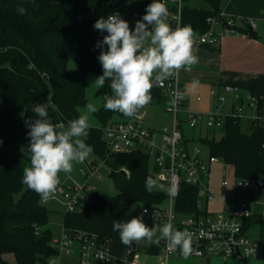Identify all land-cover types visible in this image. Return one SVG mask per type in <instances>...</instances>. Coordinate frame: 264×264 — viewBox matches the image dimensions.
<instances>
[{"label": "trees", "instance_id": "1", "mask_svg": "<svg viewBox=\"0 0 264 264\" xmlns=\"http://www.w3.org/2000/svg\"><path fill=\"white\" fill-rule=\"evenodd\" d=\"M203 1L206 6L186 4L182 26L193 32L205 31L208 19L220 13L225 0ZM151 2L143 0L141 5L146 9ZM21 6L26 9L24 15L17 12ZM119 10L120 0H0V264H11L5 258L9 252L18 264H34L39 255L60 253L51 245L47 227L52 208L22 183L23 169L30 165L25 120L35 118L31 106L46 102L48 96L53 123L66 124L78 117L88 102L89 74H103L98 60L101 49L95 45L107 33L95 30L94 23ZM251 92L264 95L262 90ZM105 94H111L107 82L96 91V96L103 98ZM116 114L121 113L107 111L103 105L95 113L102 125L90 127L86 143L93 147L96 158L106 154L103 127ZM222 132L220 139L202 140L209 154L230 164L237 178L264 176V130L252 122L228 117ZM110 166L109 176L117 192L93 191L86 208L65 212L63 226L70 232L87 231L111 241L116 203L152 205L165 200L164 191L147 187L150 160L142 151L120 153ZM197 199V187L182 182L176 210L181 214L205 213L199 211ZM144 251L158 248L151 244Z\"/></svg>", "mask_w": 264, "mask_h": 264}, {"label": "built area", "instance_id": "2", "mask_svg": "<svg viewBox=\"0 0 264 264\" xmlns=\"http://www.w3.org/2000/svg\"><path fill=\"white\" fill-rule=\"evenodd\" d=\"M189 1L164 0L169 9L167 18L170 19L172 28L182 26V12ZM245 22L250 27L256 25L254 19H247ZM231 34H241L237 19L221 10L218 15L208 19V27L205 31L193 32V39L197 45L214 47L220 45L224 36ZM178 73L179 71L166 81L154 83L151 90L152 100L149 104L162 107L171 116L168 124L161 128L146 125V106L140 109L134 118L124 116L121 119H111L103 127V139L107 145L105 156L87 159L84 166L79 169L83 181L70 179L68 183H60L55 194L47 201L42 200V203L55 201L63 205L66 212L83 210L90 203L91 192L98 190L93 181L101 180L106 174L111 173L110 163L115 157L120 153L142 151L150 160L147 187L150 180L154 181V186L148 188L164 191L167 196L160 203L140 204L137 216L146 208L148 212L143 217L144 221L153 220L159 226L171 222L176 229L192 233L191 255L204 258L258 257L260 243L247 233L246 222L256 217L252 202L233 196V201L224 206V215L211 216L208 206L216 199V193L211 186L212 166L220 159L211 154L205 156L199 146L191 143L202 142L206 137H212L208 135L209 130H222L228 117L252 122L264 130V95H256L251 91L244 93L234 85L225 84L222 86V91L212 87L210 96L223 105L227 101V94L231 95L232 102L228 111H221L219 108L197 109L189 103L187 91ZM174 94L182 98L172 106L169 101L175 98ZM201 98L197 96V100ZM185 127L193 134L185 135ZM233 181L243 190L264 192L262 175L255 179L235 176ZM182 182L197 187V207L199 211L205 213L181 214L176 210V200ZM172 183L178 185V191L174 195H170L167 191ZM229 184L230 181L223 180L221 187L225 189ZM51 245L59 251L68 253L78 251L80 264H146L128 262L115 257L112 254L110 240H103L97 234L87 231L70 232L64 226L60 237H52ZM155 247L158 251L147 253L157 256L159 262L156 264H167L171 256L181 255L179 250L169 251L166 240H161ZM127 252L130 253L131 249Z\"/></svg>", "mask_w": 264, "mask_h": 264}, {"label": "clouds", "instance_id": "3", "mask_svg": "<svg viewBox=\"0 0 264 264\" xmlns=\"http://www.w3.org/2000/svg\"><path fill=\"white\" fill-rule=\"evenodd\" d=\"M30 2L34 3V0ZM132 2L134 0H129ZM17 12L24 15L26 9L21 6ZM168 15L164 0H152L146 6L145 14L135 22L134 29L118 12L94 23L95 30L107 33L95 45L101 49L98 60L103 74L93 81L101 88L107 82L111 90L110 95L103 97L105 110L119 112L128 118L136 117L139 110L151 102L154 83L174 77L180 69L190 71L199 62L193 52L192 29L189 26L172 28L167 22ZM198 84L199 81L193 80L192 89L195 90ZM181 98L175 95L169 104L175 106ZM49 107L50 98L44 103L33 104L31 109L35 118L25 120L29 129L30 165L23 169L22 183L43 201L49 200L57 191L61 173H72L74 166L85 162L94 151L86 141L92 126L91 117L99 110L96 103L89 102L77 118L65 124L51 121ZM154 184L150 180L148 187ZM167 191L170 195L176 194L178 185L172 183ZM147 212L144 208L139 216L127 221H113L112 230L119 233L121 243L130 247L134 242L146 240L149 244L159 245L161 240H166L169 251L179 250L182 257L188 258L193 252L192 233L176 229L171 222L159 228L149 227L143 219Z\"/></svg>", "mask_w": 264, "mask_h": 264}, {"label": "crops", "instance_id": "4", "mask_svg": "<svg viewBox=\"0 0 264 264\" xmlns=\"http://www.w3.org/2000/svg\"><path fill=\"white\" fill-rule=\"evenodd\" d=\"M141 1L143 0H137L140 5ZM194 1L190 0L189 4H193ZM126 3L130 4L129 0H126ZM222 10L226 15L236 17L241 34L224 36L220 45L214 47L193 43V52L199 62L193 65L190 71L180 69L178 73L187 91L189 103L193 105L195 100L204 102L201 110L219 108L221 111H228L231 107L232 96L227 94V101L220 105L210 96L212 87L222 91L223 85L230 84L244 93L251 90L264 91V0H225ZM247 19H254L255 27H250L245 22ZM170 26L172 27L171 21ZM193 80L199 81L195 90L191 87ZM197 96H201V100H197ZM120 116L124 117L122 114ZM210 132L212 131L209 130L208 135L214 137ZM221 182L211 183L216 199L210 202L209 212L224 215V206L233 201V196L252 202L256 217L248 223L247 233L259 241L260 252L250 264H264V192L243 190L237 187L234 181H230L224 189ZM150 245L148 243L144 248ZM206 262L210 263L211 258H206Z\"/></svg>", "mask_w": 264, "mask_h": 264}, {"label": "rangeland", "instance_id": "5", "mask_svg": "<svg viewBox=\"0 0 264 264\" xmlns=\"http://www.w3.org/2000/svg\"><path fill=\"white\" fill-rule=\"evenodd\" d=\"M194 5L196 6H206V3L203 0H195ZM120 16L129 22V26L131 29H134L135 22L145 14V8L140 5L137 0L134 2L127 4L125 1H120ZM167 22L170 24V19L167 18ZM100 75L92 72L89 74L87 83H86V97L88 102L96 103L98 108L103 105V98L100 96H96V91L99 87H97L93 81L95 78L99 77ZM193 107L197 109H201L204 105L202 101H194ZM147 114H146V125L155 128H161L165 124H168L171 121V116L167 114L162 107H156L153 105L148 104L146 106ZM85 110V106L82 108V112ZM113 119H121L119 114L113 116ZM91 125L92 126H101V121L99 118L93 114L91 117ZM185 135L190 136L193 134L188 128L185 127ZM216 139H220L223 135L221 129H216L215 131L210 132ZM191 145H197L201 148L203 154L206 156L209 154V148L203 142H192ZM95 156L93 153L89 155L87 159L94 158ZM84 166V162L82 164H77L74 166V170L70 174H60L61 183H68L70 179L76 181H83V176L80 174L79 169ZM262 167L264 168V153L262 154ZM235 177L233 167L230 164L224 163L222 160L213 164L212 166V173H211V183L213 181L221 182L223 180L233 181ZM93 183L97 187L98 190L107 192L110 194H115L117 189L115 187L114 180L109 176L105 175L101 180H94ZM215 191V190H214ZM135 205V208H133ZM139 203L129 204L126 202H118L113 206L112 214H113V221L114 220H122L127 221L133 216H137V212L139 210ZM47 206L52 208V211L49 213V222L47 227L50 229L52 237H60L63 232V224H64V217H65V208L63 205L55 202L49 201ZM211 216H217L215 214H210ZM145 224L149 227L155 226L157 228L161 227L153 220L146 219ZM159 236V232H157ZM111 248L112 254L115 257L121 258L128 262H143L146 264H156L159 262V259L156 255H151L143 251L148 242L141 241L140 243H133L130 247L125 246L121 243L119 233L112 232L111 238ZM138 246H140L138 248ZM131 249V252L128 253L127 250ZM5 258L11 262V264H18L16 261V257L14 253H7ZM254 257L246 258L247 262L250 264ZM243 258L239 256H230V257H223V256H213L211 257V262L207 263L206 258L199 257L195 255H191L188 258H184L182 256L176 257L171 256L167 262V264H243ZM34 264H80V256L79 252H66L60 251L58 255L50 256V255H39L36 258Z\"/></svg>", "mask_w": 264, "mask_h": 264}, {"label": "water", "instance_id": "6", "mask_svg": "<svg viewBox=\"0 0 264 264\" xmlns=\"http://www.w3.org/2000/svg\"><path fill=\"white\" fill-rule=\"evenodd\" d=\"M124 172V171H123ZM125 173V172H124ZM242 263L243 264H247L248 262H247V259H243V261H242Z\"/></svg>", "mask_w": 264, "mask_h": 264}]
</instances>
